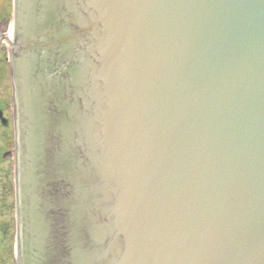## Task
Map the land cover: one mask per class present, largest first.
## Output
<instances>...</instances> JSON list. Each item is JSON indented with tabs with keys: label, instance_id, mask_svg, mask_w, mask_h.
<instances>
[{
	"label": "water",
	"instance_id": "1",
	"mask_svg": "<svg viewBox=\"0 0 264 264\" xmlns=\"http://www.w3.org/2000/svg\"><path fill=\"white\" fill-rule=\"evenodd\" d=\"M18 264H264V0H14Z\"/></svg>",
	"mask_w": 264,
	"mask_h": 264
},
{
	"label": "flooded vegetation",
	"instance_id": "2",
	"mask_svg": "<svg viewBox=\"0 0 264 264\" xmlns=\"http://www.w3.org/2000/svg\"><path fill=\"white\" fill-rule=\"evenodd\" d=\"M14 0H0V264H18L17 149L14 126L12 57ZM11 222V226L1 221Z\"/></svg>",
	"mask_w": 264,
	"mask_h": 264
},
{
	"label": "rangeland",
	"instance_id": "3",
	"mask_svg": "<svg viewBox=\"0 0 264 264\" xmlns=\"http://www.w3.org/2000/svg\"><path fill=\"white\" fill-rule=\"evenodd\" d=\"M1 221H3L6 225H10L11 226V222L9 220V222L5 221L3 217H1ZM16 257H17V251H16Z\"/></svg>",
	"mask_w": 264,
	"mask_h": 264
}]
</instances>
